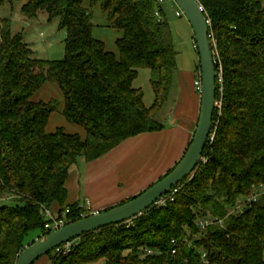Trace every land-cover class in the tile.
Wrapping results in <instances>:
<instances>
[{
	"label": "trees",
	"instance_id": "1",
	"mask_svg": "<svg viewBox=\"0 0 264 264\" xmlns=\"http://www.w3.org/2000/svg\"><path fill=\"white\" fill-rule=\"evenodd\" d=\"M200 3L211 23L222 104L204 152L207 162L173 189L178 192L166 207L72 241L69 253L48 255L52 264H264V196L247 203L254 187L264 184V0ZM98 4L110 27L123 33L119 56L94 37L91 8ZM162 4L89 0L86 7V0H28L22 9L27 19L44 12L66 31L61 61L34 58L11 20H0V201L14 203L0 207V264H17L32 232L47 235L45 210L53 205L60 217L70 211L69 223L90 216L68 203L67 183L80 160L96 161L131 138L164 130L157 117L179 65ZM143 69L158 73L150 108L134 87ZM48 82L58 85L66 120L84 128L86 139L62 129L47 133L61 103L32 98ZM240 204L243 211L230 214ZM208 216L223 224L202 230L199 221Z\"/></svg>",
	"mask_w": 264,
	"mask_h": 264
},
{
	"label": "crops",
	"instance_id": "2",
	"mask_svg": "<svg viewBox=\"0 0 264 264\" xmlns=\"http://www.w3.org/2000/svg\"><path fill=\"white\" fill-rule=\"evenodd\" d=\"M199 76L196 69L174 79L175 93L171 91L165 111L157 117L164 130L131 138L96 161L80 160L67 183L68 203L79 204L87 215L105 212L141 195L174 170L191 146L200 121ZM36 264L52 262L46 256Z\"/></svg>",
	"mask_w": 264,
	"mask_h": 264
},
{
	"label": "rangeland",
	"instance_id": "3",
	"mask_svg": "<svg viewBox=\"0 0 264 264\" xmlns=\"http://www.w3.org/2000/svg\"><path fill=\"white\" fill-rule=\"evenodd\" d=\"M28 0H16L13 4L0 5V19H10L12 22L13 33L15 35L22 34L24 42L30 46L34 52V58L43 61H61L66 56V40L67 33L60 29L59 20L53 22L48 21L46 13H40L37 19L29 20L22 12V9ZM163 10L165 20L170 25L176 52L178 54L179 70L175 75L176 80L179 79L181 73L195 72L200 65V55L197 49L194 30L187 20L183 11L175 3L174 0H164ZM86 7H89V0H86ZM94 21V37L105 43L106 50L120 55L117 41L123 37V33L117 29L110 27L108 18L102 10L101 4L91 8ZM178 13L181 16H178ZM158 78V73L143 69L140 70L139 76L135 81L134 87L144 92V103L147 108L153 106L155 101V93L152 87V81ZM175 93V90H172ZM34 102L50 103L58 101L61 103L60 111L52 114L47 127V133L53 134L57 130L62 129L69 135H80L82 139H86V131L84 128L68 122L64 116L66 108L65 99L58 85L52 82L38 91L32 98ZM165 111V108L162 109ZM10 198V197H9ZM10 199L1 200L0 207L4 205H13ZM57 205H53L50 211L54 215H58ZM88 217V216H86ZM85 217V218H86ZM40 231H34L28 237V244L37 240L41 235ZM53 256L59 254V249L52 252ZM48 257V256H47ZM96 264H105L102 260Z\"/></svg>",
	"mask_w": 264,
	"mask_h": 264
},
{
	"label": "water",
	"instance_id": "4",
	"mask_svg": "<svg viewBox=\"0 0 264 264\" xmlns=\"http://www.w3.org/2000/svg\"><path fill=\"white\" fill-rule=\"evenodd\" d=\"M191 24L201 66V115L194 139L182 161L165 178L136 198L105 212L90 215L30 243L17 264H36L50 253L85 235L133 221L150 209L179 184L185 182L202 162L213 128L217 102V68L210 41V24L197 0H174Z\"/></svg>",
	"mask_w": 264,
	"mask_h": 264
},
{
	"label": "built area",
	"instance_id": "5",
	"mask_svg": "<svg viewBox=\"0 0 264 264\" xmlns=\"http://www.w3.org/2000/svg\"><path fill=\"white\" fill-rule=\"evenodd\" d=\"M160 2H164V0H159ZM199 3L201 0H197ZM201 4V3H200ZM178 16H181L180 13H178ZM210 23V21H209ZM201 77V76H199ZM196 87L197 90L199 91V93H201L202 91V82L201 80H199L198 82H196ZM222 104H219V109H221ZM211 140V139H210ZM203 163H206V159L203 158L202 159ZM177 190H172L171 193H169L168 195L164 196L163 198H161L155 205V207H166L168 204V201H173L174 200V196L177 193ZM264 196V184L259 185L258 187H254V194L252 195V197L247 201L248 204L251 203H256L258 202L262 197ZM243 204L238 205V207L233 210L232 212H230V214H236L239 213L241 211H243ZM70 213L69 210H67L61 217L58 215H54L50 209H46L45 210V214L48 220V224L46 225V234H50L54 231H58L59 229L65 227L66 225L69 224V221L67 219L68 214ZM132 221L128 222V224H131ZM223 221L213 218L211 216L205 217L203 219H201L199 221V227L202 230H206L208 229L210 226L212 225H222ZM72 242L68 243L67 245H64L62 248L59 249V253L60 254H67L71 251L72 248ZM176 251L173 252V254H175ZM149 254H153V251H149Z\"/></svg>",
	"mask_w": 264,
	"mask_h": 264
},
{
	"label": "bare ground",
	"instance_id": "6",
	"mask_svg": "<svg viewBox=\"0 0 264 264\" xmlns=\"http://www.w3.org/2000/svg\"><path fill=\"white\" fill-rule=\"evenodd\" d=\"M208 21H209V19H208ZM209 24H211V23H209ZM210 27H211V25H210ZM209 36H210V34H209ZM210 39H211V37H210ZM211 41V40H210ZM211 45H212V43H211ZM213 55H214V53H213ZM214 60H215V57H214ZM215 65H216V60H215ZM220 71H221V69H220ZM219 75H220V77H221V79H222V73H219ZM200 76H201V73H200ZM217 77H218V73H217ZM199 80H201V77H199V79H198V81ZM197 81V82H198ZM222 81V80H221ZM201 82H202V80H201ZM219 104L221 105V103H217L216 102V109H217V107H219ZM214 123V122H213ZM213 129V128H212ZM211 133H212V131H211ZM210 137H211V135H210ZM210 140V139H209Z\"/></svg>",
	"mask_w": 264,
	"mask_h": 264
}]
</instances>
